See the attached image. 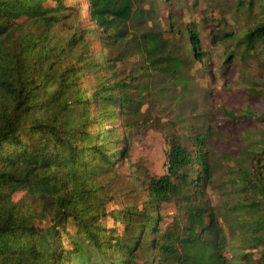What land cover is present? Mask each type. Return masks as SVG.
<instances>
[{
	"label": "trees",
	"instance_id": "1",
	"mask_svg": "<svg viewBox=\"0 0 264 264\" xmlns=\"http://www.w3.org/2000/svg\"><path fill=\"white\" fill-rule=\"evenodd\" d=\"M161 8L0 0V264H243L258 247L264 264V106L221 108L225 123L257 125L224 151L230 135L194 71L221 47L223 75L237 55L239 78L264 99L263 67L250 64L264 66V0H184L216 21L210 47L170 11L164 29ZM149 130L168 145L160 175L130 161ZM215 190L231 204L217 210ZM169 204L177 214L164 225Z\"/></svg>",
	"mask_w": 264,
	"mask_h": 264
},
{
	"label": "rangeland",
	"instance_id": "2",
	"mask_svg": "<svg viewBox=\"0 0 264 264\" xmlns=\"http://www.w3.org/2000/svg\"><path fill=\"white\" fill-rule=\"evenodd\" d=\"M82 6H85L86 0H79ZM158 1V5L161 8V13L164 15L161 19V25L164 29L168 27V23L170 19H166L168 11L172 13L174 19L180 24H184L187 21H194L195 25L199 30L200 40L203 43L204 47H210V32L218 29L216 21L206 20L203 14V10L197 11L195 8L192 11H188L184 8V0H179V5L174 6L168 1L165 0H155ZM192 0H189L191 2ZM206 0H202L204 3ZM48 3V2H47ZM46 3V4H47ZM86 13V9H84V15ZM216 15V12L214 13ZM226 17L230 20V14L227 13ZM250 23H251V18ZM239 24H243V19H238ZM233 23V24H232ZM229 26L227 30L232 27H236V23L232 20L229 21ZM219 28H221L219 26ZM165 36L170 37L169 33H166ZM94 49L97 51L99 49V45L97 43H93ZM223 50L221 47H213L210 50V61H208L205 65L201 62H195L194 71H196V77L201 86L211 90L214 99V109L215 115L217 116L219 122L221 123V129L230 135V138L227 143L222 145L221 149L224 151H230L237 153V149L241 145V136L246 133L247 129H252L254 126H257L255 122H253L252 118L246 117L240 121L226 122L225 119L221 116V108L223 106H228L234 110H237L239 107L244 106L246 104L255 105L258 108H262L264 106V99L256 96L255 94L250 93L247 90L246 84L243 79H240L241 65L238 60V57L232 59L226 65L228 66V71L226 77L223 75L225 70V64L223 63L222 57ZM250 64L254 65L255 68L263 67L262 70V80L263 83L262 89L264 91V66L258 62V59L250 61ZM254 138L256 137L253 135ZM168 148V145L165 142L164 136L159 131L149 130L144 132L141 136H136L132 142L131 150H130V161H143L147 164L149 168V172L153 175H160L166 172L165 166V152ZM123 178V177H122ZM120 179L119 184L125 186L127 183L125 179ZM24 195L22 191H19L14 194V199H19ZM211 202L215 205L217 210H222L224 208L223 201L229 200L228 196H222V194L215 190L210 192ZM177 214V209L173 204L167 205L163 209V215L165 218V224L170 223L173 219V215ZM41 226L47 227L49 225V220L45 217H41ZM221 224L224 225L223 217L221 216ZM39 219L36 220L37 225L40 224ZM228 239H231L235 242V245L238 244V240L235 239L236 234H231L226 230V226L224 227ZM69 233L74 232V227L72 225L68 226ZM63 243L65 246H68V238L64 234L61 235ZM261 247L256 249H246L244 250L246 253L251 252V255L243 261V264H255L257 259L260 256ZM231 250L229 249L226 253L227 257L231 256Z\"/></svg>",
	"mask_w": 264,
	"mask_h": 264
}]
</instances>
